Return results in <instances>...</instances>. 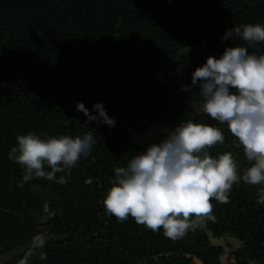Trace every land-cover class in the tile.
<instances>
[{
    "label": "trees",
    "instance_id": "16d2710c",
    "mask_svg": "<svg viewBox=\"0 0 264 264\" xmlns=\"http://www.w3.org/2000/svg\"><path fill=\"white\" fill-rule=\"evenodd\" d=\"M257 23L264 0H0V264H264V205L242 180L227 203L210 198V215L178 239L103 204L114 168L181 121L218 127L224 143L207 151L231 152L246 171L227 124L194 112L198 89L182 86L231 46L220 39L226 29ZM244 46L264 54V42ZM77 101L90 112L103 101L115 126L86 123ZM89 131L91 153L55 174L63 184L24 181L9 157L17 135Z\"/></svg>",
    "mask_w": 264,
    "mask_h": 264
},
{
    "label": "clouds",
    "instance_id": "9594fccd",
    "mask_svg": "<svg viewBox=\"0 0 264 264\" xmlns=\"http://www.w3.org/2000/svg\"><path fill=\"white\" fill-rule=\"evenodd\" d=\"M220 39L232 41L231 46L219 57L209 55L192 72L191 85H183L182 90L198 89L200 100L192 105L193 111L226 123L250 166L240 175L231 152L209 154L208 148L224 143L218 127L181 121L166 138L134 155L126 166L114 168L103 204L120 221L130 215L137 223L153 231L162 228L165 236L178 239L199 218L210 215V198L227 203L233 184L241 180L258 186L257 203L264 205V54L250 53L244 46L264 42V25H235ZM238 40L244 44L235 43ZM76 109L83 112L86 123L116 124L103 101L94 102L92 112L81 101L76 102ZM16 141L9 157L23 166L24 181L36 177L60 184L67 181L55 174L69 171L95 144L91 131L46 138L28 132L17 135ZM85 182L92 183L90 179ZM193 216L197 219H190Z\"/></svg>",
    "mask_w": 264,
    "mask_h": 264
}]
</instances>
